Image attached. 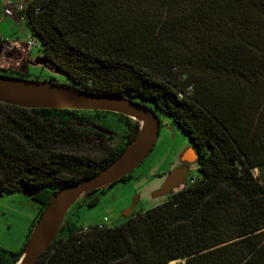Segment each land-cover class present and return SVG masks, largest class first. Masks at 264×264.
<instances>
[{
    "label": "trees",
    "instance_id": "16d2710c",
    "mask_svg": "<svg viewBox=\"0 0 264 264\" xmlns=\"http://www.w3.org/2000/svg\"><path fill=\"white\" fill-rule=\"evenodd\" d=\"M24 17L67 83L170 116L199 172L119 225L79 227L66 214L36 264H264V0H30ZM138 128L113 111L0 101V191L38 189L26 240L54 193L112 162ZM23 248L0 247V264Z\"/></svg>",
    "mask_w": 264,
    "mask_h": 264
},
{
    "label": "water",
    "instance_id": "95a60500",
    "mask_svg": "<svg viewBox=\"0 0 264 264\" xmlns=\"http://www.w3.org/2000/svg\"><path fill=\"white\" fill-rule=\"evenodd\" d=\"M5 46L0 42V59ZM38 62L51 69L42 55L38 58ZM55 72L60 71L55 70ZM0 101L27 108L107 110L122 113L139 122L134 138L112 162L93 175L63 185L54 193L33 226L22 254L15 263L36 264L40 255L56 238L60 225L73 204L92 190L111 187L113 183L136 170L145 161L159 138L161 120L155 109L129 97L93 92L52 79L37 80L2 73H0ZM94 127L104 133H112L103 126ZM190 153L193 157L187 159L188 162L197 158L194 148H190ZM188 169L187 165L171 169L156 195L166 196L183 185ZM22 193L32 197L38 193V189L23 187ZM2 195L3 192L0 191V196ZM134 206L135 202L124 212L126 217L131 215Z\"/></svg>",
    "mask_w": 264,
    "mask_h": 264
},
{
    "label": "rangeland",
    "instance_id": "374dc122",
    "mask_svg": "<svg viewBox=\"0 0 264 264\" xmlns=\"http://www.w3.org/2000/svg\"><path fill=\"white\" fill-rule=\"evenodd\" d=\"M35 49L36 56L42 55L38 47ZM24 77L37 80H48L53 77L58 82H68L65 74L55 72V69H49L45 65L31 66L29 73ZM158 114L162 122L159 138L152 152L135 170L134 176L129 180L115 182L100 194L99 201L93 205L79 202L73 204L67 212V219L84 228L101 223L119 225L126 220L124 212L133 202L135 206L132 213H135L151 208L166 198L156 195L163 182V172L169 168L177 152L187 147L189 142L170 116L160 111ZM112 128L116 131L112 142L119 144L121 130L116 126ZM153 170H157V174H154ZM197 176H199L197 162H190L186 179L190 182L191 178ZM181 187L182 185L175 188L173 192ZM38 211L39 202L32 197L18 191L3 192L0 196V247L12 251L24 247L27 232ZM105 217L108 220H105Z\"/></svg>",
    "mask_w": 264,
    "mask_h": 264
},
{
    "label": "crops",
    "instance_id": "0c3cea01",
    "mask_svg": "<svg viewBox=\"0 0 264 264\" xmlns=\"http://www.w3.org/2000/svg\"><path fill=\"white\" fill-rule=\"evenodd\" d=\"M6 1H22L25 5H27L30 0H0V34L4 39L9 38L10 40L9 43L5 44L6 46L0 59V68H12L18 73H29L31 66L39 67L43 65L38 62L40 55L36 56L37 54L35 48L38 46L32 48L30 51H25L23 49L30 29L28 28L25 19H22L18 13L10 16H4L3 12ZM38 49L40 51V47H38ZM190 148L191 147L187 145V147L177 152L174 160L170 162L169 168L163 172V182L168 174L167 172L179 165L181 159L183 157L185 158L186 154H189V158L187 159H191L193 157L190 153ZM192 162H196V159ZM157 170H153V173L157 174L159 171Z\"/></svg>",
    "mask_w": 264,
    "mask_h": 264
},
{
    "label": "built area",
    "instance_id": "2783aa9c",
    "mask_svg": "<svg viewBox=\"0 0 264 264\" xmlns=\"http://www.w3.org/2000/svg\"><path fill=\"white\" fill-rule=\"evenodd\" d=\"M26 5L24 2L22 1H6L5 2V6H4V16H10V15H14L15 13H18L19 16L22 19H25L24 17V11H25ZM0 42L6 44L9 43L10 40L9 38L4 39L1 34H0ZM35 46L40 47V43L39 41L35 38V36L32 34L31 31L28 32L27 38H26V42L23 46V49L25 51H30L32 48H34ZM194 178L190 180V182H193ZM105 220H108L107 217H105ZM105 223H101L99 224L100 226H102ZM174 262V261H173Z\"/></svg>",
    "mask_w": 264,
    "mask_h": 264
},
{
    "label": "flooded vegetation",
    "instance_id": "af4514ba",
    "mask_svg": "<svg viewBox=\"0 0 264 264\" xmlns=\"http://www.w3.org/2000/svg\"><path fill=\"white\" fill-rule=\"evenodd\" d=\"M187 158H189V154H186L185 158L183 157V158L181 159L179 165H177L176 167H178V166H184V165H187V166H188V165H189V162L186 161ZM172 169H173V168H172ZM170 170H171V169H170ZM170 170H169V171H170ZM169 171H168L167 173H169Z\"/></svg>",
    "mask_w": 264,
    "mask_h": 264
}]
</instances>
